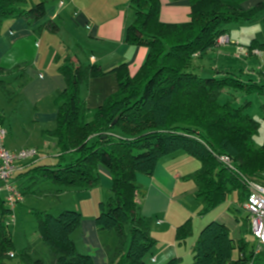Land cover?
Instances as JSON below:
<instances>
[{
	"label": "trees",
	"instance_id": "trees-1",
	"mask_svg": "<svg viewBox=\"0 0 264 264\" xmlns=\"http://www.w3.org/2000/svg\"><path fill=\"white\" fill-rule=\"evenodd\" d=\"M29 1L0 0V22L12 17H23L29 23L43 19L45 3L26 8ZM195 1L191 22L172 27L157 24L156 4L133 1L136 21L128 29V41L146 46L149 53L134 76L128 74L126 65L114 69L120 77L119 89L100 107L88 109L79 88L105 72L97 65L63 67L68 85L61 93L64 103L53 132L59 148L58 162L38 166L27 174L32 186L51 183L59 188L57 194L62 189L89 190L98 183V167L109 170L113 195L99 204L95 224L100 230L118 234V260L114 257L110 264H148L146 257L156 245L150 221L136 201L142 194L136 174L153 175L162 158L177 152L195 157L203 165L189 178L198 188L196 197L203 205V214L238 188L244 190L247 199L243 177L258 178L264 169V144L259 148L254 145L261 124L245 113L246 106L219 103L226 89L264 96V78L259 83H246L240 74L221 72L203 78L192 67L195 55L220 47L217 42L227 35V24L253 19L264 5L245 12L238 8L240 0ZM53 28L57 27L53 24ZM222 155L229 156L236 170L221 162ZM20 188L25 197L44 195L42 190ZM8 214V209L3 211L4 218ZM37 214L41 241L50 257L43 256L38 244H30L11 257L13 238L4 219L0 221V264L15 257L23 264H95L90 255L78 252L71 239L83 221L79 211L64 210L57 216ZM127 227L129 245L123 252ZM191 231L188 221L178 227L177 240H185ZM236 249L238 256L234 259ZM166 264H180V260L174 258ZM192 264H264V252L256 253L246 243L235 242L226 225L211 221L200 231Z\"/></svg>",
	"mask_w": 264,
	"mask_h": 264
},
{
	"label": "crops",
	"instance_id": "crops-1",
	"mask_svg": "<svg viewBox=\"0 0 264 264\" xmlns=\"http://www.w3.org/2000/svg\"><path fill=\"white\" fill-rule=\"evenodd\" d=\"M133 1L30 0L26 8L40 2L45 3L46 14L43 19L29 23L23 17H12L0 22V122L8 132L6 147L11 152L23 149L39 151L36 160H26L18 164L15 178L18 185L28 191L43 188V200L51 197L55 202L58 199V188L44 182L32 186L27 174L38 166H54L58 162L59 148L53 132L58 127V113L64 103L61 93L68 85L62 69L64 66L97 65L105 72L102 76L89 78L79 88V96L90 110L100 107L118 91L120 77L114 72L115 68L126 65L128 74L134 76L144 65L149 49L128 41V29L136 21ZM148 1L156 4L157 24L166 27L190 23L196 2ZM261 4L264 5V0H240L238 8L248 12ZM50 23L52 26H49ZM53 24L57 28L54 29ZM225 29L230 43L203 55H195L192 66L194 72L203 78L213 77L221 72L240 74L246 83L263 81L264 65L254 62L253 58L261 57L264 61V10L253 19L229 23ZM209 54L211 57L217 56L218 63L212 64V69L199 67L198 61H204V58L211 60L207 56ZM239 60L243 62V67ZM198 68L201 73H198ZM204 72L214 74L204 75ZM223 93L226 97L232 96L227 98L226 103H231L234 107L246 106L244 111L251 116L247 112L250 102L245 100L248 96L233 89L223 90L220 96ZM245 103L247 104L244 105ZM261 107L263 111V104ZM202 165L195 157L177 152L162 158L153 175H135V181L142 193L136 201L142 215L150 221V233L156 240L154 250L146 257L148 264H166L174 258H178L180 264L186 258L190 260L199 230H202L200 228L211 221L226 225L235 242H244L241 238L242 227L250 231L249 214L244 206V190H234L225 201L202 214L203 205L196 197L198 188L189 178ZM97 174L98 183L95 187L80 191L76 194L77 198L69 197L67 204L54 205L51 211L39 208L41 211L38 212L50 214L69 209L79 211L83 221L71 236L78 252L90 255L95 264H110L121 246L119 237L116 231L100 230L95 224V218L99 214V204L113 195V177L103 166L98 167ZM234 192L237 193V198L232 200L231 195ZM1 193L4 195L0 196V221L5 219L7 231L13 238L11 253L17 256L30 244L38 242H28L23 250H16L14 236L8 228L10 225L6 224L8 217H3V211L8 209L6 194ZM26 200L19 207L24 206ZM194 207L195 211L192 209ZM199 209L200 215L209 213V216H201V222L193 225L189 216ZM242 213L246 217H242ZM188 221L192 239L183 244L177 240V229ZM39 240V248L44 254L41 233ZM128 245L127 227L126 238L122 244L123 252H126ZM7 261L4 264H8ZM19 264L23 263L20 261Z\"/></svg>",
	"mask_w": 264,
	"mask_h": 264
},
{
	"label": "rangeland",
	"instance_id": "rangeland-1",
	"mask_svg": "<svg viewBox=\"0 0 264 264\" xmlns=\"http://www.w3.org/2000/svg\"><path fill=\"white\" fill-rule=\"evenodd\" d=\"M230 26V25H229ZM211 58V60H206L204 58V61H198L197 65L199 67H205V69H212V64L218 63V58L217 56L213 55V57H211L212 55L209 54L207 55ZM254 62L256 63H262V65H264V61H262L261 57H257V58H253ZM241 66L243 67L244 64L242 61H240ZM229 64H231V62H228ZM200 68H198V73H201ZM236 69H240V68H236ZM214 72H204V75H213ZM234 93V92H233ZM230 98L232 96H229ZM225 93H223L220 97H219V101L221 103H226L227 102V98ZM238 98H240V96L237 95ZM245 100L249 101V107L247 108V112L251 115V117H253L255 120H257L258 122H261V126L259 129V133L254 137V145L255 147H261L262 144H264V114L262 111V104H264V96H248ZM244 100V101H245ZM213 136V135H212ZM49 186V185H48ZM46 186V188L48 187ZM36 188V187H35ZM58 188V187H57ZM38 189H42L38 187ZM59 190V188H58ZM57 190V191H58ZM80 191L77 190H68V189H62L61 192L58 193V199L59 201H55L53 202L52 198L49 197L48 200H43L42 197L37 196H32V195H27L25 197L26 200V204L24 206L18 207L14 210V215L16 217V223L13 225H10L8 228L11 231V233L14 236V240H15V246H16V250L20 251L23 250L27 245L28 242H38L36 244H40V232L38 231V211L40 209H48V211H51V208L55 205H59V204H67V201L69 197H72V199L75 197L77 198L78 194ZM4 193H1L0 196L3 197ZM82 197H79V199ZM232 200L237 198V193L234 192L231 195ZM51 201L54 203L52 204ZM194 211L196 210L195 207L192 208ZM72 210V209H69ZM201 209H199L198 211L194 212V215L191 214V216H189V218L192 219V224L193 225H198L201 222V216L204 217H208L209 213L206 215H200ZM50 214L53 215H59L60 212H51ZM239 216L241 215L240 213H238ZM242 217H246L245 213H242ZM202 229V228H200ZM201 230H199L200 232ZM195 234V233H194ZM241 238L243 239L244 243H246L248 245L249 249H253L257 247V240L254 237V235L248 231L245 227H242L241 230ZM192 239V236H188L185 240L181 241L183 244L185 242H187V240ZM43 248V252L45 255H43L46 259L48 257H50V253L48 251V253L46 254V250H48L47 248H45L44 246H42ZM184 249H185V245H184ZM187 250V249H185ZM261 253V252H260ZM238 256V250L236 249L234 251L233 257L234 259L237 258ZM193 262V255L190 258V260H187V258L184 260L183 264H191ZM8 264H19L20 263V258L15 257L12 259H9L7 261ZM182 264V263H181Z\"/></svg>",
	"mask_w": 264,
	"mask_h": 264
},
{
	"label": "built area",
	"instance_id": "built-area-1",
	"mask_svg": "<svg viewBox=\"0 0 264 264\" xmlns=\"http://www.w3.org/2000/svg\"><path fill=\"white\" fill-rule=\"evenodd\" d=\"M229 43V37L224 35L218 39L217 45ZM7 136L8 132L0 122V192H5V202L9 210L6 224L12 225L16 222L14 210L25 200L15 178L18 164L26 160H36L39 151L37 149H23L11 152L6 147ZM219 159L230 169L236 170L229 156L222 155L219 156ZM243 182L247 189V199L244 206L249 214L251 233L258 244L255 251L256 253L264 252V169L260 177L254 179L243 177ZM10 256L14 257V254L11 253Z\"/></svg>",
	"mask_w": 264,
	"mask_h": 264
}]
</instances>
